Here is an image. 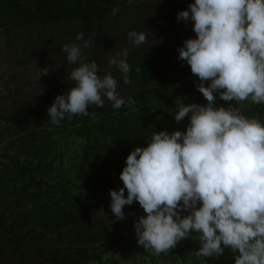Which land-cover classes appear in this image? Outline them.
<instances>
[{
  "label": "clouds",
  "instance_id": "9594fccd",
  "mask_svg": "<svg viewBox=\"0 0 264 264\" xmlns=\"http://www.w3.org/2000/svg\"><path fill=\"white\" fill-rule=\"evenodd\" d=\"M118 12V7L111 10L113 16ZM176 19L194 22L197 38L183 41L178 58L198 77L196 87L207 104L177 103L174 118L177 123L189 118L186 131H154L146 147L129 153L119 176L123 187L110 190L111 212L123 220V207L138 201L146 215L134 222L137 243L156 255L195 232L197 256L218 257L229 248L238 252L234 264H264V124L232 104L217 107L214 95L226 102L250 98L264 105V0H194ZM146 35L127 33L135 47L146 43ZM76 40L83 43L61 49L78 66L69 74L75 86L57 95L47 109L53 125L66 115L94 119L89 107L102 108V95L115 109L126 103L112 74L101 77L95 60L83 55L82 49L90 47L83 32ZM128 53L125 48L109 58L125 84L131 83ZM47 74L42 69L37 78ZM135 103L127 99L129 107Z\"/></svg>",
  "mask_w": 264,
  "mask_h": 264
},
{
  "label": "trees",
  "instance_id": "16d2710c",
  "mask_svg": "<svg viewBox=\"0 0 264 264\" xmlns=\"http://www.w3.org/2000/svg\"><path fill=\"white\" fill-rule=\"evenodd\" d=\"M148 4V2H139L133 5L129 3V0H0V29L10 35L16 24L25 26L38 23L43 28L49 26L51 32H56L54 35L45 36L41 31L39 37L44 35L46 41L56 40L63 46L70 43H83V41L76 40L77 34L65 37L67 26L61 25L64 21L76 20L81 28L78 33L83 32L84 40L89 36L92 27L96 25L98 30L95 40L90 43L89 48L82 49L83 55L88 54L90 50L96 54L107 45L106 40L116 38L114 37L115 31H126L127 27L133 25V18H141V15L136 16V14L145 13L143 8ZM114 7L119 8L115 16L111 14ZM188 8H176L167 26L162 23L151 25L152 31L156 33L159 40L157 38L158 43L154 46L141 48V50L150 49L149 52H145L141 61L137 63L136 60L135 64L128 62L130 57L136 56V51H132L125 58L130 65L129 77L137 79L141 86L139 90L123 97L126 101L125 105L115 109L112 102L104 101L102 108L95 105L89 107V112L95 113L94 119L92 116L77 115L79 118L73 116L76 118L73 122L61 120L60 130L63 133L85 138L77 173V177L82 181L79 184L72 183L80 188L78 194L72 191V185L68 183L70 181L68 179V182L59 180L54 183L47 179H36V170L40 167L41 160L48 156L47 146L51 140L47 139L35 144L36 149L33 153L39 156L36 166H33V161L29 159V156L21 159L20 154L4 153L16 169L14 175H10L12 169L9 166L5 169V177L0 176V207H4L0 212V250L5 247L16 249L15 251L22 257L20 264H24L28 261V257H32L30 255L34 254L39 257L44 254L48 245L68 240L74 227L72 226L63 234L59 230L67 225H75L89 213L92 206H85L86 198L89 197V203L98 205L100 201L97 202V196L101 191L106 190V193H110V190L118 191L122 188L123 182L119 176L126 166V157L129 153L136 147H146L154 131L167 130L174 119V113L165 111V107L183 92L196 93L193 103L206 101L196 87L199 83L197 76L185 82L184 86L180 83L184 73L192 74L190 66H181L172 74L164 70L167 59L178 53V49L183 46V41L189 39L188 34L194 32V23L187 24L188 21L178 22L176 19L178 12ZM61 54L67 59L65 52L62 51ZM131 61L135 62V59ZM137 67L141 69L139 73L136 72ZM115 68L116 70L112 72L123 77L120 70ZM74 86V81L63 78L54 86L55 93L65 94ZM129 97L136 101L135 105H138L136 110H131L128 106ZM54 98V95L49 98L52 103ZM16 105L17 101L8 115L0 110V117L8 123L7 134L13 131V127L21 124L19 131L21 133L14 134V130L10 142L20 140L21 143H25L23 138L34 135L36 130L23 125L21 108ZM260 108L261 105L251 101L249 106L239 110L242 115L262 122L263 116L260 114ZM45 145H47L46 148ZM47 165L50 166V162ZM18 176H26L21 186L17 185ZM86 191L91 194H87ZM12 194L15 195L10 200L13 204L6 203L5 197ZM44 195L48 197V200L41 201ZM125 196H127L126 189ZM22 198L24 200H21ZM25 201L30 203V206L15 210L16 205H23ZM100 220L102 228L89 234V243L105 242L123 236L118 229L123 225L124 219H116L109 223L105 217L100 216ZM83 221L86 220L83 219ZM49 232L59 233L54 239H47ZM77 245L79 247L78 256H71L69 252L63 254L56 252L47 259L49 260L47 263L87 264L92 258L102 262V251L87 252L86 244ZM178 250L190 249L188 246L180 247ZM203 259L208 258L197 256V253L192 254L194 262ZM115 261H117L116 258H114ZM214 264H222V262Z\"/></svg>",
  "mask_w": 264,
  "mask_h": 264
},
{
  "label": "rangeland",
  "instance_id": "374dc122",
  "mask_svg": "<svg viewBox=\"0 0 264 264\" xmlns=\"http://www.w3.org/2000/svg\"><path fill=\"white\" fill-rule=\"evenodd\" d=\"M139 2L149 3L148 6L143 8V12L145 13L140 12L136 14V16L141 15V18H133V25L127 27L126 31H115L114 37L116 38L114 40H106L107 45L101 49L102 51L100 53L97 52L95 54L94 51L90 50L88 54H84L89 61L95 60L99 67L98 74L101 77L109 72L112 74L118 82L117 93L122 98L129 93L139 90L141 86L138 80L132 77H129L131 83L125 84L123 77H119V74L112 72L116 70V68L109 64V58L115 56L117 53H121L123 49L127 48L129 50L128 55L132 51L137 52L136 56L128 59L129 63L135 64L136 60L137 63L141 61L145 52H149L150 50L149 48L141 50V48L154 46L159 40L156 33L152 31L151 25L162 23L167 26V24L171 22L176 8H187L191 3H194V0H132L131 4L134 5ZM164 20L166 21L164 22ZM190 22L194 23L189 20L187 24ZM61 25L67 26L65 37L67 35L74 36L81 30L76 20L64 21ZM97 30V26L94 25L85 41H88L89 44L92 43V41L95 40ZM132 30L146 33V43L139 47L133 46L127 37V33ZM41 31L45 36L54 35L56 33L55 31L51 32L49 26L43 28L38 23L25 26L16 24L13 26V31L10 35H8L6 31L0 29V110L5 113V115H8L9 112L13 110L15 102L17 101L16 106L21 108L23 125L36 130L34 135L23 138L25 143H21L20 140L10 142L11 134L14 130V134L21 133L19 132L21 130V124L13 127V131L7 134L8 123L5 119L0 117V176L5 177V169L9 166L12 169L10 175H14V170L16 169L12 166L9 158L4 155L5 152H9L13 155L20 154L19 156L21 159L29 156V159L33 161V166H36L39 162V156L33 153L34 149H36L35 144L42 143L49 139L51 143L49 146L45 145V148L47 146L48 149V156L41 160L42 163L36 170V179H47L52 183L59 180L68 182V179L70 180L68 183L72 185V191L78 194L80 188H77L72 183L76 182L79 184L82 181V179L77 177V173L85 138L63 133L60 130L61 124L53 125L47 113V109L52 105L49 99L50 96L54 95L56 97L59 95L55 93L56 89L54 86L63 78H69L72 69L78 65L70 64L67 59L62 56V44L57 43L56 40L49 39V41H46L44 35L39 37ZM187 37L193 39L197 38L195 32L189 33ZM40 49H43V51H39ZM178 57L179 52L167 59L164 69L166 73L172 74L181 66H189L186 61H181ZM24 59H26V61L23 62ZM131 59H135V62L131 61ZM42 69L48 70V74L38 79L37 74L42 71ZM193 77L196 76L184 73L180 81V83H182L181 85L184 86L185 82ZM214 95H216L215 104L217 107H228L229 104H232L233 107L240 109L249 106L251 102L250 98L243 102H226L220 99L218 94L214 93ZM195 97L196 93L193 91L188 92V94L185 92L180 93L175 101L165 107V111L174 113L177 103L182 101L185 105L192 104ZM102 99L108 101L103 95ZM198 104L206 105L207 101H202ZM137 107L138 105H135L131 107V110H136ZM260 114L263 116L261 123L264 124V105H261ZM76 118H79V116ZM76 118L72 117L69 119L66 115L62 121L73 122ZM189 123L190 120L188 117H185V119L179 123H177L174 118L166 131L169 134L176 130L185 132ZM29 153H31V155ZM48 162H50V166L47 165ZM28 163L31 164L30 162ZM25 180L26 176H18L17 185L21 186ZM86 193L91 194L88 191H86ZM14 197L15 195L13 194L5 197L6 203L13 204L10 200ZM21 200H24V198ZM45 200H48L46 195L42 197L41 201ZM98 201H100L98 205L91 204L89 203V197H87L85 206H92L89 213L75 225H67L59 230V232L61 231L63 234L69 231L72 226L74 227L68 236V240L65 239L64 242L59 244L53 243L52 245L50 244L51 246L48 245L44 254L39 257H36L34 254L30 255L32 257H28V261L24 264H46L49 262L47 259L56 252L61 254L69 252L71 256H78L77 250L79 247L77 244H86L87 252H91L92 250L102 251V262L92 258L87 264L194 263H192V254L197 253L200 247L199 241L194 239L197 235L195 232H192L189 238L180 240L176 247L171 249L168 253H161L160 255H156L151 249H144L143 246L137 243L134 222L145 214L138 201H134L130 206L125 205L122 209L125 213V218L123 225L118 229V232L123 235L122 237L118 239H109L105 242L99 241L89 243V234L102 228L100 216L105 217L109 223L116 220L115 215L110 209V193H106V190L101 191L97 196V202ZM25 206H30V203L25 201L23 205H16L15 210ZM3 208L0 207V212ZM101 210H103V212ZM187 214L189 213L185 212L181 215ZM83 219L86 221H83ZM58 233L49 232L47 239H54ZM73 240L75 241L71 243ZM188 246L190 250H178L180 247ZM15 250L16 249H10V247L2 248L0 250V264H20L22 257ZM235 255H238V252L234 254L229 248H225L222 256L214 257V261L222 257L225 258V264H230V261H234ZM114 258H116L117 261L114 262ZM210 262L211 260H205V262H199L198 264H212ZM194 264H196V262Z\"/></svg>",
  "mask_w": 264,
  "mask_h": 264
},
{
  "label": "crops",
  "instance_id": "0c3cea01",
  "mask_svg": "<svg viewBox=\"0 0 264 264\" xmlns=\"http://www.w3.org/2000/svg\"><path fill=\"white\" fill-rule=\"evenodd\" d=\"M222 256V255H221ZM209 260H211V262L210 263H212V264H214V263H216V262H222V264H225V258H219V259H216L215 261H214V257H211V259L210 258H208ZM208 259H203V260H200V261H196V264H198L199 262H205V260L206 261H209ZM194 261H192V263H193ZM195 263V262H194ZM193 263V264H194ZM230 264H234V261L233 262H231L230 261Z\"/></svg>",
  "mask_w": 264,
  "mask_h": 264
}]
</instances>
